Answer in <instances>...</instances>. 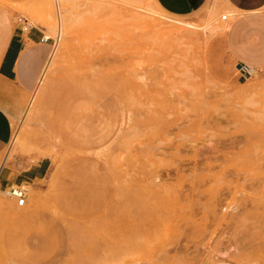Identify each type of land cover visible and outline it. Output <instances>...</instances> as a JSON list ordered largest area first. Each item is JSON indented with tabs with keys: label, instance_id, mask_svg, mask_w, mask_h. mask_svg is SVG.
<instances>
[{
	"label": "rangeland",
	"instance_id": "1",
	"mask_svg": "<svg viewBox=\"0 0 264 264\" xmlns=\"http://www.w3.org/2000/svg\"><path fill=\"white\" fill-rule=\"evenodd\" d=\"M213 7L0 0L52 49L0 153L25 195L16 205L0 186V264H264V63L241 75L233 13ZM89 85L94 125L109 129L81 149L67 137L86 108L57 106ZM40 157L43 172L20 180Z\"/></svg>",
	"mask_w": 264,
	"mask_h": 264
},
{
	"label": "crops",
	"instance_id": "2",
	"mask_svg": "<svg viewBox=\"0 0 264 264\" xmlns=\"http://www.w3.org/2000/svg\"><path fill=\"white\" fill-rule=\"evenodd\" d=\"M157 2L163 9L173 14L190 13L209 4H212L213 8H227L226 11L228 14L233 13V17L229 23L226 40L234 56L239 58L236 62L251 65L264 63V0H157ZM9 21L12 20L6 14L0 13V153L10 136L11 138L13 136L9 116L18 115L22 111L26 95L36 80L39 69L43 63L32 93L40 82L52 51L50 37L42 38L44 33L41 28L29 26L24 29L19 24H10ZM89 87L97 89L93 85L76 90L69 89L67 91L69 95L65 97L71 98L78 108L81 106L86 108L84 112L77 111V114L73 115V118L76 117L75 128L79 127L80 133L67 137L69 144L81 149H85L83 145L85 141H100L101 144L105 142L109 129L104 128L100 132V123L98 126L94 125L97 114H92L91 104L97 105L100 94L98 93V99L94 102L83 97L84 90ZM80 93L81 99H85V102L77 101V95ZM57 108L61 116L59 106ZM45 166V157H40L24 168L23 172L18 173L19 179L37 177ZM8 183V173L0 166V186H6Z\"/></svg>",
	"mask_w": 264,
	"mask_h": 264
},
{
	"label": "built area",
	"instance_id": "3",
	"mask_svg": "<svg viewBox=\"0 0 264 264\" xmlns=\"http://www.w3.org/2000/svg\"><path fill=\"white\" fill-rule=\"evenodd\" d=\"M226 13H222L220 15V18L221 19H226ZM18 20H21L22 21V28L26 29V27L28 28L29 27V23L27 22L26 18L25 17H18ZM43 37L42 38H47V37H44V35H42ZM238 68H239V72L241 73V75L243 76H247L249 75L252 71H253V68L246 64V63H240V62H236ZM23 187L20 186L19 184H14V186L12 184H9L8 185V192H10L13 196H14V202L16 205H22L24 200H25V195H24V191H23Z\"/></svg>",
	"mask_w": 264,
	"mask_h": 264
},
{
	"label": "bare ground",
	"instance_id": "4",
	"mask_svg": "<svg viewBox=\"0 0 264 264\" xmlns=\"http://www.w3.org/2000/svg\"><path fill=\"white\" fill-rule=\"evenodd\" d=\"M57 1V0H56ZM58 12V11H57ZM227 15V14H226ZM65 21V18L64 20ZM66 23V22H64ZM190 26V25H189ZM225 27V26H224ZM223 27V28H224ZM58 38L57 39H60L62 37V34L64 32V26L62 28V20L60 19V16H59V12H58ZM226 29V28H225ZM63 30V32H62ZM55 50V49H54ZM53 53V52H52ZM70 102H67L64 106H62V108L59 110L61 113H64V111L68 112V111H71V110H74V108L77 106L75 103H73L74 101L73 100H69ZM2 166V165H1ZM1 201V199H0Z\"/></svg>",
	"mask_w": 264,
	"mask_h": 264
}]
</instances>
